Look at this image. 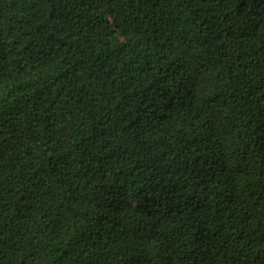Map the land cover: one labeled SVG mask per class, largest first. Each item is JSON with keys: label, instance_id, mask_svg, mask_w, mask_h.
<instances>
[{"label": "trees", "instance_id": "1", "mask_svg": "<svg viewBox=\"0 0 264 264\" xmlns=\"http://www.w3.org/2000/svg\"><path fill=\"white\" fill-rule=\"evenodd\" d=\"M0 264H264V0H0Z\"/></svg>", "mask_w": 264, "mask_h": 264}]
</instances>
